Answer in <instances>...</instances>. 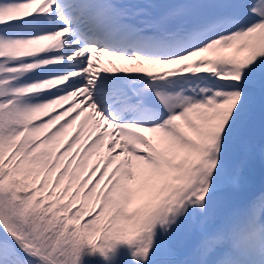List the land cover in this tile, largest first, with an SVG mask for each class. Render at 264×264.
Instances as JSON below:
<instances>
[{
  "label": "snow or ice",
  "instance_id": "obj_1",
  "mask_svg": "<svg viewBox=\"0 0 264 264\" xmlns=\"http://www.w3.org/2000/svg\"><path fill=\"white\" fill-rule=\"evenodd\" d=\"M242 147L264 0H0V264H264Z\"/></svg>",
  "mask_w": 264,
  "mask_h": 264
},
{
  "label": "rangeland",
  "instance_id": "obj_2",
  "mask_svg": "<svg viewBox=\"0 0 264 264\" xmlns=\"http://www.w3.org/2000/svg\"><path fill=\"white\" fill-rule=\"evenodd\" d=\"M241 2H243V0H241ZM255 122L262 124L261 116H260V112L258 108L256 110ZM254 142L258 143L259 140L258 141L254 140ZM257 155L258 157L264 159V154H261L258 148L253 152V156H246L243 150H241L239 153L238 158L242 163V176L244 180V184H243L244 191H253L257 185V182L259 181V178L262 172L261 166L256 165L253 169L246 168V165L248 163H256ZM251 182H254V183H251Z\"/></svg>",
  "mask_w": 264,
  "mask_h": 264
},
{
  "label": "bare ground",
  "instance_id": "obj_3",
  "mask_svg": "<svg viewBox=\"0 0 264 264\" xmlns=\"http://www.w3.org/2000/svg\"><path fill=\"white\" fill-rule=\"evenodd\" d=\"M259 125H260V123H256L255 122V129L256 128L260 129ZM241 150H243V147L241 148ZM250 156H253V154L250 155ZM256 165H260L261 166L262 172H261L259 181L257 182V185H256V187L254 188L253 191H259L260 189L264 188V159L258 157V155H257L256 163H248L246 165V168L253 169ZM251 183H254V182H251Z\"/></svg>",
  "mask_w": 264,
  "mask_h": 264
},
{
  "label": "water",
  "instance_id": "obj_4",
  "mask_svg": "<svg viewBox=\"0 0 264 264\" xmlns=\"http://www.w3.org/2000/svg\"><path fill=\"white\" fill-rule=\"evenodd\" d=\"M261 131H262V130H260V129H255V135H254V138H260Z\"/></svg>",
  "mask_w": 264,
  "mask_h": 264
}]
</instances>
